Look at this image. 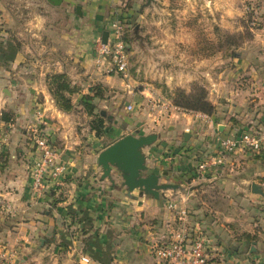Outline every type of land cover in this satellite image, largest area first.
I'll use <instances>...</instances> for the list:
<instances>
[{
  "label": "crops",
  "instance_id": "crops-1",
  "mask_svg": "<svg viewBox=\"0 0 264 264\" xmlns=\"http://www.w3.org/2000/svg\"><path fill=\"white\" fill-rule=\"evenodd\" d=\"M116 1L62 0L53 6L46 0L54 14L68 19L70 29L53 28L43 19L40 28L47 30L37 35L43 38L37 46H0V86L10 85V95H0V111L9 100L19 110L0 161V260L6 259V264H81L80 255L92 252L89 248L77 253V246L92 240L99 251L89 264H171L154 257L152 245L169 239L171 229L181 222L167 208L173 199L187 209L189 230L206 237L208 256L215 264H264V195L251 189L255 183L264 192V150L236 152L213 170L198 172L196 168L202 157L216 154L218 142L212 126L220 137L234 134V118L226 123L207 116L212 126L205 129V118L199 113L181 112L184 116L176 117L175 112L166 119L165 133L152 132L157 139L142 149L148 166L143 175L156 173L160 183L177 185L154 197L138 189L128 192L115 169L113 182L102 179L96 157L120 137L104 145L90 131L85 144L76 130L75 116L56 107L47 87L50 73L70 78L79 89L71 95L76 104L91 80L110 87L122 84L121 78L102 74L105 66L95 61L92 51L93 40L109 32ZM249 1L261 28L251 47H244L234 58V79L215 82L231 91L228 114L254 129L264 124L259 108L247 111L250 102L264 104V0ZM238 2L227 3L231 16H238ZM213 3L215 8L223 7L218 0ZM218 20L216 24L223 25V18ZM242 75L247 77L241 79ZM35 111L45 121V134L57 144L59 162L66 166L61 184L41 194L33 189L31 175L37 152L26 136L38 121Z\"/></svg>",
  "mask_w": 264,
  "mask_h": 264
},
{
  "label": "rangeland",
  "instance_id": "rangeland-1",
  "mask_svg": "<svg viewBox=\"0 0 264 264\" xmlns=\"http://www.w3.org/2000/svg\"><path fill=\"white\" fill-rule=\"evenodd\" d=\"M218 1L223 7L215 8L213 0L211 3L209 0L115 2L111 9L113 11L111 19L120 22L123 33L127 36L126 42L129 47L127 74L124 76L114 71L108 72L105 68L102 74L115 75L121 78L122 84L110 87L100 80H91L85 92L88 93L90 87L96 88L98 84L103 89L102 96L94 99L93 104L94 115H101L104 119L106 133L97 137L102 139L104 145L126 133L137 134L141 131L165 133L168 129L166 119L175 112L178 115L176 117L184 116L181 112L191 115L202 113L208 117L214 116V121L224 120L226 123L234 118L232 122L237 133L241 129L250 128L245 124L248 122H240L235 116L228 114L227 107L231 101L227 99L230 98L231 91H228L227 86L223 84L219 86L215 81L221 78L234 79L231 73L235 68V57L230 56V52L239 53L244 47L250 46L261 26H258L249 0H239V14L236 17L230 15L231 12L226 6L231 0ZM138 13H141L142 17L138 16ZM219 18H223V25L216 24L219 23ZM43 19H48L46 24H51L53 28L70 29L71 23L68 19L64 15L54 14L52 4H48L46 0H0V46H10L12 43L16 46L20 43H32L37 46L38 40H43L37 35L42 31L46 33L47 30L46 27L40 28V24L43 26L44 23L40 20ZM98 39L93 40L92 51ZM231 42L238 46L229 47L228 43ZM254 49L257 51L259 45ZM262 59L264 60L263 56ZM244 77L247 76L242 75L241 79ZM196 87L205 89L208 101L214 106L213 113L186 110L174 104L177 90L190 93L197 90ZM215 88L218 90L215 91ZM0 95L4 97L10 95V85L0 86ZM71 99L73 101L72 96ZM219 101L223 103L220 105ZM128 104L132 106L130 109L127 107ZM256 107L260 109L258 111L261 112L262 118L264 116L262 103L255 105L254 102H250L247 111L251 108L253 112ZM3 111L11 112L12 120L9 123L0 120V157L4 155L3 146L7 142V135H10V127L16 122L17 113L19 114L17 105L10 100L5 102L0 115ZM70 113L75 116L76 130L81 140L87 144L85 134L91 131L89 121L92 117L78 105ZM36 115L38 121L27 129L28 142H32L34 135L46 133L44 119L39 112H36ZM162 118L164 122L158 123ZM206 121L208 120L205 118L203 122L205 129L212 126L209 124L211 122L207 124ZM81 128L85 129L81 131ZM212 129L217 144L221 137L214 125ZM256 129H264V124L261 123L260 128ZM48 137L51 141L50 136ZM162 140L165 138L162 137ZM89 248L92 252L90 254L88 252L89 257L95 260L99 248L92 240L81 242L76 252L81 254Z\"/></svg>",
  "mask_w": 264,
  "mask_h": 264
},
{
  "label": "built area",
  "instance_id": "built-area-1",
  "mask_svg": "<svg viewBox=\"0 0 264 264\" xmlns=\"http://www.w3.org/2000/svg\"><path fill=\"white\" fill-rule=\"evenodd\" d=\"M93 52L95 61L104 65L108 72L114 71L124 76L127 74L128 44L123 38V26L118 20H112L106 43L99 38ZM127 107L130 109L132 106L128 104ZM199 115L207 117L202 113ZM32 142L37 152L31 166L33 189L41 194L45 189L61 184L66 166L59 162L58 148L45 133L34 135ZM245 150H264V129H241L238 133L219 138L216 154L206 155L198 160L197 171L213 170L214 167L222 165L227 156ZM5 206L9 209L8 205ZM167 208L176 213V219L181 222L171 229L169 239L153 243L154 257L171 264H215L208 256L206 237L191 232L187 227V209L180 208L173 199L168 201ZM4 260H0V264H6V259ZM79 261L81 264H89L91 259L81 254Z\"/></svg>",
  "mask_w": 264,
  "mask_h": 264
},
{
  "label": "water",
  "instance_id": "water-1",
  "mask_svg": "<svg viewBox=\"0 0 264 264\" xmlns=\"http://www.w3.org/2000/svg\"><path fill=\"white\" fill-rule=\"evenodd\" d=\"M48 1L53 5H58L62 0ZM108 33L107 30L102 32L101 41L103 43H106ZM186 136L187 133H185ZM156 139V133H128L115 140L100 151L96 157V163L102 170L101 178H107L112 181L111 171L115 169L120 174L122 186L128 192L138 189L141 193L154 197H158L160 190L177 188V185L173 183H160L159 174L149 173L143 175L148 169V166L146 164V156L142 152V149L153 144ZM251 189L253 193L264 195L261 187L255 183L251 184Z\"/></svg>",
  "mask_w": 264,
  "mask_h": 264
},
{
  "label": "trees",
  "instance_id": "trees-1",
  "mask_svg": "<svg viewBox=\"0 0 264 264\" xmlns=\"http://www.w3.org/2000/svg\"><path fill=\"white\" fill-rule=\"evenodd\" d=\"M126 37L127 36H125L123 33V38L127 41ZM228 44L229 47L234 46L235 48V46H238L234 45L233 42ZM238 54L239 53L236 51L230 52V56L232 57H237ZM46 78L50 95L59 110L70 112L76 105L80 106L89 117H92L89 121V128L94 133V135L96 137L105 135L106 131L103 117L101 115H94L93 100L101 97L103 92V89H101L99 84L96 88L90 87L88 93L81 94L77 104H75L71 99V95L78 93L79 89L75 85H72L70 78L65 73H50ZM196 89L197 90L190 93H186L183 90H177L174 98V104L186 110L206 112L208 114L213 113L214 106L208 101L205 89L202 87H196ZM0 120L4 123L11 122L12 113H8V111L1 112ZM2 158L3 157L1 155L0 159Z\"/></svg>",
  "mask_w": 264,
  "mask_h": 264
}]
</instances>
